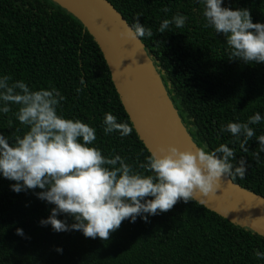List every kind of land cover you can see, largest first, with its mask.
<instances>
[{"label":"trees","instance_id":"trees-1","mask_svg":"<svg viewBox=\"0 0 264 264\" xmlns=\"http://www.w3.org/2000/svg\"><path fill=\"white\" fill-rule=\"evenodd\" d=\"M106 1L130 27L139 15L140 23L151 28L152 37L139 40L197 148L207 145L206 150L213 151L221 144L232 148L236 156L232 163L243 158L248 169L243 179H228L264 197V152L259 159L255 156L264 119L250 125L256 136L246 145L247 152L240 148V140L221 131L229 122L246 123L257 112L264 118V63L229 60L225 37L204 27V5L199 0ZM222 7L248 9L253 23L264 24V0H223ZM165 8L170 11L165 13ZM178 13L187 17L185 25L179 29L170 25L160 33L162 21ZM5 75L12 78L10 83L23 80L32 90H59L65 99L58 114L95 128L96 140L90 147L108 158L119 155L135 171H144L139 166L150 153L134 130L123 137L104 133L106 113L132 125L98 46L63 8L51 0H0V77ZM9 107V113L0 112V134L14 143L29 129L15 116L19 106ZM14 183L0 174V264H264L255 256L256 251L264 253V236L195 200L149 215L147 222L142 217L125 220L103 241L86 238L81 231L55 232L51 225L42 226L41 220L55 205L40 200L38 188L14 192ZM57 218L68 225L75 222L64 214ZM18 228L23 236L17 235Z\"/></svg>","mask_w":264,"mask_h":264},{"label":"clouds","instance_id":"clouds-1","mask_svg":"<svg viewBox=\"0 0 264 264\" xmlns=\"http://www.w3.org/2000/svg\"><path fill=\"white\" fill-rule=\"evenodd\" d=\"M199 2L204 5V27L225 37L229 60L264 63V24L253 23L248 9L222 7L223 0ZM139 18L127 29L128 36L152 37L151 28H145ZM186 20L178 13L171 20L164 19L158 31L165 33L170 25L182 28ZM10 81V76L0 77V112L7 114L9 105H18L15 116L29 130L22 137L16 136L14 143L0 134V174L15 181L11 185L14 192L41 189L37 197L55 207L40 223L51 225L55 232L76 230L86 238L106 241L125 220L135 222L142 217L147 222L149 215L168 212L180 201H193L197 192L204 197L216 194L224 178L243 179L247 173V161L241 158L234 165L235 152L226 144L213 151H207V145L195 151L169 145L166 150L152 152L146 163L140 164L144 171H135L121 156L108 158L89 146L96 140L95 128L58 114L57 108L65 99L59 90H32L23 80ZM262 119L257 112L246 123L229 122L221 131L240 140V148L247 152L246 145L256 136L250 125ZM103 124L105 134L118 132L123 137L133 131L112 113L105 114ZM257 141L259 152L255 156L259 159L264 152V135ZM61 214L75 222L68 225L57 218ZM17 235L23 236V230L18 228ZM255 256L264 259L260 251Z\"/></svg>","mask_w":264,"mask_h":264},{"label":"water","instance_id":"water-1","mask_svg":"<svg viewBox=\"0 0 264 264\" xmlns=\"http://www.w3.org/2000/svg\"><path fill=\"white\" fill-rule=\"evenodd\" d=\"M71 14L98 46L126 115L151 154L174 145L195 151L167 91L139 38L106 0H51ZM152 82V85L150 84ZM157 89L159 97L154 96ZM196 202L239 227L264 236V197L224 178L216 194H195Z\"/></svg>","mask_w":264,"mask_h":264},{"label":"bare ground","instance_id":"bare-ground-1","mask_svg":"<svg viewBox=\"0 0 264 264\" xmlns=\"http://www.w3.org/2000/svg\"><path fill=\"white\" fill-rule=\"evenodd\" d=\"M150 84L152 85V82H150ZM154 96L156 99L159 97V94L156 88L154 89Z\"/></svg>","mask_w":264,"mask_h":264}]
</instances>
